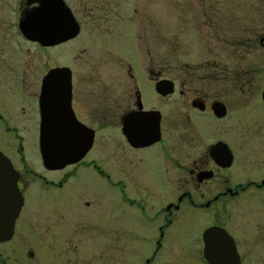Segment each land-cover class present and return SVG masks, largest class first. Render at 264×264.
Returning a JSON list of instances; mask_svg holds the SVG:
<instances>
[{
    "label": "flooded vegetation",
    "instance_id": "flooded-vegetation-1",
    "mask_svg": "<svg viewBox=\"0 0 264 264\" xmlns=\"http://www.w3.org/2000/svg\"><path fill=\"white\" fill-rule=\"evenodd\" d=\"M255 1L260 22L247 33L255 34L264 50V0ZM61 4L80 28L75 38L68 37L71 25ZM45 5L50 45L28 39L20 28L27 15ZM208 9L213 15L206 12L202 22L198 16H182V34L201 28L208 34L227 33L229 28L217 24L221 9L216 4ZM166 23L160 33L156 28L138 32L106 11L105 4L85 5L77 14L71 0H19L14 10L0 8V153L16 172L23 208L31 185L63 189L79 172L92 169L102 178H120L114 186L122 191L124 204L146 219L138 222L144 235L128 246L120 231L93 239L89 228L103 229V223L76 216L52 222L45 228L49 234L16 235L22 208L11 240L0 244L10 248L0 250V264H264V159L252 165L245 160L249 137L264 135V88L256 89L264 80L262 70L234 84L223 69L218 71L223 66L217 61L204 60L183 67L174 79L167 58V18ZM85 25L97 33H84ZM243 44L257 47L250 39ZM135 45L139 56L132 52ZM92 46L112 48L116 58L80 56L74 63V48ZM165 83L173 84L171 92L158 91ZM64 97L68 126L92 131L93 142L78 163L48 171L40 154L42 104ZM27 142L37 147L43 172L26 169ZM263 147L256 149L258 154ZM4 170L0 164L2 175ZM154 174H164L174 185L171 197L149 185ZM126 181L130 189L158 201L127 197ZM61 224L67 234L58 233ZM90 243L95 249L87 251Z\"/></svg>",
    "mask_w": 264,
    "mask_h": 264
},
{
    "label": "rangeland",
    "instance_id": "rangeland-1",
    "mask_svg": "<svg viewBox=\"0 0 264 264\" xmlns=\"http://www.w3.org/2000/svg\"><path fill=\"white\" fill-rule=\"evenodd\" d=\"M250 1L252 0H71V5L78 14L84 10L85 5L90 9L105 4L106 11L111 12L113 16L122 18L125 23L128 22V25L136 28L138 32L156 28L159 29L158 32L160 33L164 27H167V23L164 24L167 18L169 42L167 58L171 77L178 78L183 67L193 68L204 60L210 63L217 61V64L223 66L218 67V71L223 69L225 74L232 78L233 83L236 84L239 81L238 78L245 80L248 78L246 75L253 76L258 69L262 70L261 75H264V50L259 47L258 40L255 39L256 35L247 33L251 29L255 32L257 21L260 22L257 19L258 12L255 8L257 2L255 0ZM18 2L19 0H0V8L8 11L14 10ZM214 4L217 5L218 9H221L220 15L217 16V24L224 27L225 30L229 28L227 33L214 32L208 34L210 31L201 28V32L198 33L186 30V33L182 34L179 22L182 16L187 18L198 16V20L202 22L206 12L208 16L213 15V12L209 14L208 7ZM253 8L254 11L252 12L251 9ZM203 10L205 12H201ZM262 10L264 11V7ZM93 27L92 25H85L84 33L95 35L94 33H97L98 29L95 28L94 30ZM109 27L113 26L110 25ZM110 31L113 32V30ZM124 32H129V30L120 31V33ZM92 38L95 37L92 36ZM85 39L83 37L78 42L80 43ZM248 39L257 43L258 48L252 46L253 49H247L243 42ZM110 43L114 42L110 40ZM231 43L232 46L229 45ZM132 47H134V51L132 50L134 55L139 56V49L136 45ZM116 52L112 48L100 50L99 47L95 46L84 50L74 48L73 61L76 63L80 56L88 60L109 61L116 58ZM237 57L239 58L237 59ZM259 86L260 88H258ZM258 87L257 90H263L264 80L259 83ZM6 136L9 139L12 138L11 135ZM248 140L249 152L245 160H247L248 165H252L264 159V151L261 150V154L260 151L259 154L256 151L257 148H260V144L264 146V135L250 136ZM7 153H10V147ZM24 154L27 160L26 164L30 165L27 164L28 168L26 169L43 172L37 147L34 149L31 144L25 143ZM252 169L254 168H250V170ZM51 175L57 177V174ZM31 177L28 176L29 179ZM119 180L121 179L115 174L111 175L109 179L102 178L91 169V171L82 170L79 172L77 178L63 189L50 188L40 183L31 185L26 192V204L23 208L22 217L16 226V235L49 234L45 231L49 224L62 218H66L68 221L76 216L78 218L84 217L95 224L97 222L103 223V229L101 227L100 229L89 228L88 234L94 236L93 239L102 237L100 235H103V238L111 237V235L116 234V231H120L121 235L124 234V238L121 240L124 239L125 244L131 246L132 243H135L136 236L141 239L144 235L138 222L144 223L146 219L140 212L134 211L124 204L122 191L114 186ZM148 183L157 192L159 190L168 191L167 196L171 197L174 185L168 181L164 174L152 176ZM126 185L125 195L127 197L135 200L142 199L148 204L158 201L155 200L153 194L138 193L136 190L130 189L131 186L127 181ZM80 193V197L84 196L83 201L78 198ZM163 197L161 196L160 199ZM82 204L84 205L81 206ZM116 224L119 225L115 226ZM135 230L137 234L133 236ZM57 231L59 234L68 233L64 224L58 226ZM8 249H10L9 246H0V250ZM86 249L91 251L95 248L90 243Z\"/></svg>",
    "mask_w": 264,
    "mask_h": 264
},
{
    "label": "water",
    "instance_id": "water-1",
    "mask_svg": "<svg viewBox=\"0 0 264 264\" xmlns=\"http://www.w3.org/2000/svg\"><path fill=\"white\" fill-rule=\"evenodd\" d=\"M49 5V4H48ZM67 12L68 22L71 25L69 38H75L80 28L71 12L61 4ZM49 7L44 6L34 13L26 16L20 28L30 40L50 45L51 35L49 28ZM173 84L158 86L160 92H171ZM51 102V103H50ZM67 99L57 98L46 100L42 104V124L40 130V154L43 165L48 171H59L78 163L92 146L93 132L86 128L78 129L74 124L68 126L70 120ZM0 164L5 172L0 171V244L8 242L14 235L16 221L24 205V197L17 185V175L10 161L0 153ZM7 171V173H6ZM214 231L207 232L208 239Z\"/></svg>",
    "mask_w": 264,
    "mask_h": 264
}]
</instances>
